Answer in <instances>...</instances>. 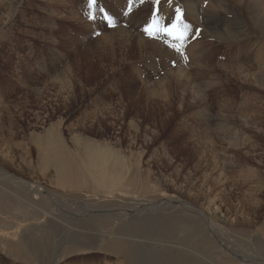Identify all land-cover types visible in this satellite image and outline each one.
<instances>
[{"label": "rangeland", "instance_id": "1", "mask_svg": "<svg viewBox=\"0 0 264 264\" xmlns=\"http://www.w3.org/2000/svg\"><path fill=\"white\" fill-rule=\"evenodd\" d=\"M1 1L0 168L40 182L60 200L28 196L29 205L39 203L45 212L63 201L78 203L98 217L163 194L181 200L164 201L172 210L182 203L201 210L210 195L221 215L238 224L241 208L253 223L249 248L262 240L264 0ZM178 15L187 33L183 41L145 31L154 22L170 26ZM52 152L75 161L79 186L60 181V160L45 163ZM195 183L202 188L192 190ZM0 187L10 196L16 190L26 195L7 181ZM80 214L39 222L50 226L45 231L51 240L41 251L31 235L18 255L1 239L0 264H127L123 255L103 248L68 245L103 233ZM130 215L135 218L117 222L119 228L132 225L123 235L133 264H157L171 242L140 223L156 221L154 208Z\"/></svg>", "mask_w": 264, "mask_h": 264}, {"label": "bare ground", "instance_id": "2", "mask_svg": "<svg viewBox=\"0 0 264 264\" xmlns=\"http://www.w3.org/2000/svg\"><path fill=\"white\" fill-rule=\"evenodd\" d=\"M4 1L7 2V0H4ZM4 1H1V3L5 4ZM9 1H11V3H13L14 1L19 2V0H9ZM192 8L193 7L191 6V9ZM208 23H211V22H208ZM220 27L221 26H218L217 31H219ZM54 32L55 31H53V33ZM147 40L152 45L157 43L155 42V40L146 39V42ZM49 137L47 140H49ZM51 141H54V140L51 139ZM46 142H49V141H46ZM48 150L49 148L45 147L44 151L49 152ZM45 159H46L45 163L49 162L48 160H51L54 162H59L60 160V164L58 165L57 163L55 165L60 181L65 182L66 185L68 184L67 182H69L70 186L72 187L79 186V183H78L79 179L77 178L78 177L77 173L79 171L77 172L75 170L78 167L76 168L77 164L75 163L74 160L70 161L66 156L65 158L61 156L60 159H58L57 154H53V152L51 153L50 158L47 156V158L45 157ZM71 159H74V158H71ZM76 178L78 179V181L76 180ZM262 180L264 181V175H263ZM4 181H7L8 183L16 184V186L22 189V191L24 190V194H26L24 196L23 193L16 190L14 191V193L15 192L16 193L10 196L9 190L7 191V189H3L2 187H0V216L8 215V218L9 216L11 218L12 217L14 218V222L8 221L7 218H3V217L0 218V223H3L4 225V227L1 228L0 230V233H1L0 240L2 239L3 241H5V243L3 242L2 243L6 245L9 248V250L10 249L14 250L12 252L15 253L16 255H18V252L21 253V251L25 250V242H27L25 240L27 239L28 235L34 236L33 240L35 241V244H36L35 246L38 250L41 251L45 247L47 248L49 247V243L51 242V240L46 234L45 230L49 228L50 226L49 225L46 226V224H40V223H43L44 220L49 219L53 214L63 213L64 215L68 216L67 214L74 213L75 215L71 217L75 218L77 213H81L80 215L84 217L88 215L89 216L87 217L88 221L91 220V223H98L103 233L100 235L99 239L98 238L90 239L89 237H87L85 238L84 242H72L71 243L68 241V245L73 244L74 245L73 247H79L81 245L82 247H86L87 249H95V250L97 248H103V249L113 252L114 254L116 253V255L117 254L123 255L124 258L129 261L127 262V264H133L135 263V262H132L134 258V255L132 252L133 250L130 249V245H129L130 242L128 241V236L125 237V234L123 235V231H126L128 233V231L133 229L132 225L128 224V225H125L119 228L118 226L121 223L119 222L118 224L117 221L121 217L123 219L130 217V220H131V217L135 218V216L130 215V214L141 213L144 211L149 213L150 209L154 208L155 213L158 216L156 218V221L155 222L149 221V223L140 221V223H142L143 225H146V229H150V230L153 229L151 231L157 232V235H158L157 238L159 236L162 238L167 236V239L169 237L170 242H171L168 251H166L165 254L162 253L163 258L160 261H158L157 264H216V263L217 264H264V237H262V240L258 239L259 242L257 243L253 242L252 245L254 247L249 248V245L252 243V242L250 243L249 241H253V240H250L251 238L250 234L252 232L253 223L252 224L250 223L249 218L246 217V214L243 213L241 208L238 209V213H241V215L243 214L244 217H242L243 220L238 222V224L234 223L233 220L226 218L224 215H221L220 207L217 206V201L215 199L213 200L211 198L212 196L210 197V195H207L210 193L209 190H207V194L204 192L205 196L207 195L206 197H207V200L209 201V205L204 208L201 207L200 208L201 210H198V207L195 205H188V204H183V203L180 206H175L174 210H172L173 208L167 207V204L165 202L170 201V204H171V202L174 201L175 203L180 204L181 200L176 199V198H170V197L168 199L166 198L163 199L165 196H167L166 194H163L165 195L164 197H159L158 199L151 200L149 202L146 201L148 203H145V204L143 203V205H140V206L138 205L136 207L128 208V210L125 209L124 211L117 212L116 214L115 213L112 214V216L110 215L109 216H104V215L99 216L98 215V217H96L94 215L91 216L93 214L94 209L91 208L90 206L87 205L85 209H79L81 207L80 205H77L78 203H75V204L73 203L72 205H68L67 203H63L64 201L60 204V205L63 204L62 206L60 207L58 206L59 208H54L53 210L54 212L53 211L43 212L42 206L39 203H35V204L32 203L31 205H29L28 200L30 199H27V198L28 196H30L34 200L39 199L46 203L51 202L52 200L60 201L56 197L55 194L48 195V193H46L48 190L46 186H44L40 182H35L34 180H33L34 182H32V181L25 180L24 178L20 179L18 178V176L14 177L10 175L8 171H6L5 169L0 168V184H2V182ZM217 181L218 183L224 182V180L223 181L217 180ZM195 184L190 186L192 190H196L197 187H199L198 189L202 188L200 184L198 186L197 184L196 185ZM202 184L203 186H205L207 184V181H204ZM263 188H264V183H263ZM119 189H124V186L123 188H119ZM147 189H148V186H147ZM263 193H264V189H263ZM23 199H25L26 203L28 204V206L25 207L24 209L20 207V204L24 203ZM50 205L52 206V204ZM84 206L86 205L83 204L82 207ZM259 208L263 209V206H258V209ZM64 210H66L67 214H65ZM249 210L250 209L246 211H249ZM255 213L258 216H260L261 214L260 210L255 211ZM123 222H122V225H123ZM135 222L137 225L139 224V221H135ZM21 223L26 224L27 227L22 228ZM260 226L261 227H259L258 232L260 233L262 232V234H264V223H262V225ZM237 233L240 234L243 238L237 236L236 235ZM130 237H131V234H130ZM248 242L250 243L249 245H248ZM255 245L257 248L256 250H255ZM164 246L165 245L163 244V247ZM67 249L70 251V246L67 247ZM76 250H79V249H76ZM203 253H207V255ZM241 260H244V261H241Z\"/></svg>", "mask_w": 264, "mask_h": 264}, {"label": "snow or ice", "instance_id": "3", "mask_svg": "<svg viewBox=\"0 0 264 264\" xmlns=\"http://www.w3.org/2000/svg\"><path fill=\"white\" fill-rule=\"evenodd\" d=\"M157 2H159V0H157ZM91 3L95 5L96 0H91ZM177 12L179 13V9H177ZM92 19H95V17L93 16ZM181 20H182V15H178L176 22L171 23L170 26H160L159 28L156 27L157 22H154L152 28L145 29V31L148 33L149 36H154L158 31V32H163L170 37H173L175 40L183 41L187 39V33L186 31H182L181 28L179 27ZM108 22L110 25H112L111 18H109ZM187 27H188L187 25H184L185 29H187ZM153 29H155V31ZM173 47L178 52L181 50L179 47H176L175 45H173Z\"/></svg>", "mask_w": 264, "mask_h": 264}]
</instances>
